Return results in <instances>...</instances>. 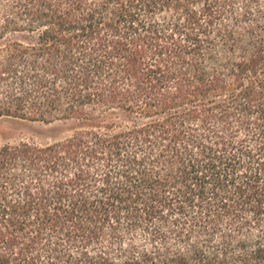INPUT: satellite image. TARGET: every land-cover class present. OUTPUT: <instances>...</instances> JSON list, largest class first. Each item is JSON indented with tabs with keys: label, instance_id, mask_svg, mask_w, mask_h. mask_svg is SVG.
Wrapping results in <instances>:
<instances>
[{
	"label": "trees",
	"instance_id": "16d2710c",
	"mask_svg": "<svg viewBox=\"0 0 264 264\" xmlns=\"http://www.w3.org/2000/svg\"><path fill=\"white\" fill-rule=\"evenodd\" d=\"M0 16V118L78 125L0 143V264H264V0Z\"/></svg>",
	"mask_w": 264,
	"mask_h": 264
},
{
	"label": "rangeland",
	"instance_id": "374dc122",
	"mask_svg": "<svg viewBox=\"0 0 264 264\" xmlns=\"http://www.w3.org/2000/svg\"><path fill=\"white\" fill-rule=\"evenodd\" d=\"M13 87L18 88L16 84H13ZM0 92H2L1 88ZM77 128L78 125L72 122L45 124L11 117H3L0 118V143H19L23 141L37 144L53 143L71 136ZM243 137L244 136L241 134L240 138ZM257 140L258 138L251 133V138H249L247 145L250 148L256 147L258 144ZM19 171V173H23L24 169L19 168ZM128 238H136L143 241L145 235L138 232L134 236Z\"/></svg>",
	"mask_w": 264,
	"mask_h": 264
}]
</instances>
